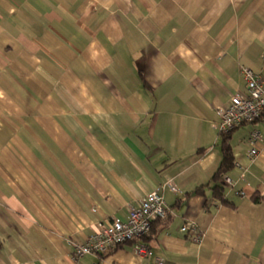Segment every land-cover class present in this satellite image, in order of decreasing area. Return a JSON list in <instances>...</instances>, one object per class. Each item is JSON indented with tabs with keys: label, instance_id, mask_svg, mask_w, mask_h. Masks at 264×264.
Masks as SVG:
<instances>
[{
	"label": "crops",
	"instance_id": "crops-1",
	"mask_svg": "<svg viewBox=\"0 0 264 264\" xmlns=\"http://www.w3.org/2000/svg\"><path fill=\"white\" fill-rule=\"evenodd\" d=\"M241 66L264 77V0H0V264H73L170 180L182 193L165 190L147 236L79 264H150L141 242L166 264H264V145L245 153L264 113L210 128L247 93Z\"/></svg>",
	"mask_w": 264,
	"mask_h": 264
},
{
	"label": "built area",
	"instance_id": "built-area-1",
	"mask_svg": "<svg viewBox=\"0 0 264 264\" xmlns=\"http://www.w3.org/2000/svg\"><path fill=\"white\" fill-rule=\"evenodd\" d=\"M241 73L246 82L247 93L236 91L225 106L217 109V119L210 123V128L218 133H227L244 123H254L264 113V77L248 67L241 66ZM249 148L245 151L252 160L259 153L258 145H264V132L253 130L248 138ZM222 183L230 189V179L223 175ZM169 190L174 195L182 193L181 188L172 180L158 185L147 197L141 198L136 204H129V216L122 220L112 215L107 221L100 222L98 230L89 235L82 245H77L73 264H79L80 258L89 253L103 254L110 247L122 245L129 241H138L147 236L152 230L155 219H165L167 210L164 207V192ZM192 241L200 243L203 234L198 231L194 222H185L180 227ZM136 252L150 261V264H166L155 256L151 247L144 243L135 245Z\"/></svg>",
	"mask_w": 264,
	"mask_h": 264
},
{
	"label": "trees",
	"instance_id": "trees-1",
	"mask_svg": "<svg viewBox=\"0 0 264 264\" xmlns=\"http://www.w3.org/2000/svg\"><path fill=\"white\" fill-rule=\"evenodd\" d=\"M222 150H223L222 162L212 177V181L216 182V185L214 184V186L211 189H212V196L214 197V199L219 200L221 203H225V191H226V189L221 183L218 182V180L220 179L222 174L227 172L232 167L233 152L231 150V147L226 143L223 144ZM194 191H195V193H199V194L205 192L202 186L196 188ZM155 221L156 220H154L152 222V224H154ZM116 246H119V245H116Z\"/></svg>",
	"mask_w": 264,
	"mask_h": 264
}]
</instances>
